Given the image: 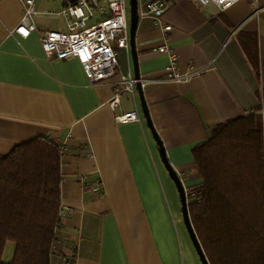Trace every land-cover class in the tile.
Here are the masks:
<instances>
[{"label": "crops", "instance_id": "0c3cea01", "mask_svg": "<svg viewBox=\"0 0 264 264\" xmlns=\"http://www.w3.org/2000/svg\"><path fill=\"white\" fill-rule=\"evenodd\" d=\"M149 1L137 0V12ZM168 1L161 23L171 30L138 16L134 31L150 128L136 87L110 110L112 81L90 84L76 59L47 58L35 32L9 35L21 5L0 0V156L37 137L60 149V203L71 210L56 228L50 264H202L152 130L189 204L202 181L195 146L257 107L264 116V0H238L225 10ZM60 8V0H36L34 23L65 31ZM164 43L181 71L190 63L203 71L166 80L169 55L157 51ZM114 49L120 71L134 76L130 47ZM130 110L138 122H114V113Z\"/></svg>", "mask_w": 264, "mask_h": 264}, {"label": "trees", "instance_id": "16d2710c", "mask_svg": "<svg viewBox=\"0 0 264 264\" xmlns=\"http://www.w3.org/2000/svg\"><path fill=\"white\" fill-rule=\"evenodd\" d=\"M201 177L188 215L209 264H264V116L218 125L193 149ZM60 149L43 138L0 156V264H50L60 222ZM7 241L10 261L2 260Z\"/></svg>", "mask_w": 264, "mask_h": 264}, {"label": "built area", "instance_id": "2783aa9c", "mask_svg": "<svg viewBox=\"0 0 264 264\" xmlns=\"http://www.w3.org/2000/svg\"><path fill=\"white\" fill-rule=\"evenodd\" d=\"M18 1L22 9L20 19L15 28L7 33L27 37L35 32L47 58L76 59L90 84L111 80L113 94L106 102L110 110L113 111L119 106L123 95L134 92L137 82L140 86L145 84L142 79L120 71L114 49V46L119 49L128 48V0H60L61 8L55 14L64 17L67 26L65 31L37 27L33 21V16L37 13L36 0ZM194 1L199 6L213 4L219 10H225L238 0ZM168 6V0H151L141 6L138 16H149L154 25L165 34L171 30V26L162 25L161 16ZM157 51L169 55V63L164 67L166 80L185 81L203 71L202 67L192 63L186 70L181 71L174 54L165 43ZM113 120L115 123L138 122L140 116L137 110L121 111L114 113ZM99 190V185L92 188L94 192ZM70 210L67 204L59 203V219L68 215ZM59 224L60 222L56 228Z\"/></svg>", "mask_w": 264, "mask_h": 264}, {"label": "water", "instance_id": "95a60500", "mask_svg": "<svg viewBox=\"0 0 264 264\" xmlns=\"http://www.w3.org/2000/svg\"><path fill=\"white\" fill-rule=\"evenodd\" d=\"M128 12H129V25H128V30H129V41H128V46L130 47V51L132 54V58H133V62H134V77L136 79H138V73H137V68H136V57H135V51H134V31H135V26L137 24V20H138V12H137V0H128ZM136 89L138 90V94L140 97V102H141V109H142V113L144 115V118L148 124V126L151 128V123L149 120V116L147 113V108L146 105L143 101L142 98V91H141V86L140 83L137 82L135 85ZM153 136L155 138V140L157 141L158 145H159V152H160V156H161V160L170 176V178L173 180L178 194H179V198H180V203H181V211H182V217H183V221L186 227V230L188 232V235L191 239V242L196 250V253L201 261L202 264H209L206 256L201 248V245L197 239V236L193 230V227L191 225L190 219H189V215H188V202L186 201V195H185V191H184V187L181 183L180 178L178 177L177 172L173 169V167L169 164V162L167 161V159L165 158V153L163 150V147L161 145V142L159 141L156 133L152 130Z\"/></svg>", "mask_w": 264, "mask_h": 264}, {"label": "rangeland", "instance_id": "374dc122", "mask_svg": "<svg viewBox=\"0 0 264 264\" xmlns=\"http://www.w3.org/2000/svg\"><path fill=\"white\" fill-rule=\"evenodd\" d=\"M14 244L11 241H7L2 254V260L9 261L13 256Z\"/></svg>", "mask_w": 264, "mask_h": 264}]
</instances>
